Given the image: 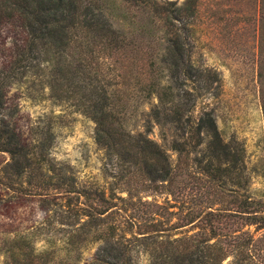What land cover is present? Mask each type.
<instances>
[{
	"label": "trees",
	"instance_id": "obj_1",
	"mask_svg": "<svg viewBox=\"0 0 264 264\" xmlns=\"http://www.w3.org/2000/svg\"><path fill=\"white\" fill-rule=\"evenodd\" d=\"M254 1L264 36V0ZM122 2L146 12L138 37L158 30L161 52L145 50L143 39L136 42L112 27L108 17L118 9L112 0H0V151L9 158L2 172L8 176L11 170L18 178L35 171L25 183L33 180L41 201L52 189L55 208L49 223L54 221L58 229L40 224L43 241L37 248L22 231L5 232L4 264H79L90 243L97 246L81 264H221L228 251L218 239L233 238L237 226L222 229L234 224L264 229V204L247 195H231L230 207L212 208L223 201L219 186L236 192L245 180L242 147L233 138H223L209 106L216 72L191 63L186 35L179 30L178 23L184 28L198 14L200 0H183L178 6L165 0ZM256 83L264 128V66L256 71ZM21 85L31 100L47 98L87 118L95 144L118 159L117 178L125 186L79 187L64 165L43 169L52 125L47 120L36 126V136L21 133L7 98L12 86ZM133 93L141 101H154L142 115V131L125 126ZM152 124L162 140L163 128L171 129L168 146L174 162L162 144L148 137ZM192 169L205 176L201 183L207 188L206 200L199 210L189 208L179 215V207L169 210L175 202L142 201L129 188L144 183L152 192L173 196L187 187L176 176ZM13 183L23 182L9 178L8 184ZM113 189L126 195H115ZM209 189L212 196L206 195ZM128 209L132 211L124 213ZM168 215H177L176 221ZM182 226L188 228L180 230ZM237 243L231 246L243 255Z\"/></svg>",
	"mask_w": 264,
	"mask_h": 264
},
{
	"label": "rangeland",
	"instance_id": "obj_2",
	"mask_svg": "<svg viewBox=\"0 0 264 264\" xmlns=\"http://www.w3.org/2000/svg\"><path fill=\"white\" fill-rule=\"evenodd\" d=\"M165 1L173 2L175 6L183 2ZM112 2L118 8L113 16L108 17L112 27L136 42L138 38L143 39V36L138 37V33L141 24L146 21V12H137L133 7L123 4L122 0ZM197 10L198 14L188 20L186 27L182 28L181 22L178 23L179 30L186 35L191 63L216 72L217 80L212 83L211 95L207 97L209 106L213 108L216 126L223 138L235 139L243 150V188L232 192L227 185L217 186V190L221 189L223 201L212 208L230 207L227 200L231 195L238 198L247 195L264 204V128L256 83V71L259 65L261 68L264 66V36L260 33L262 21L257 17V5L254 0H200ZM120 14L128 17L122 18ZM174 24L177 25L175 21ZM147 39L150 40L151 47L145 46ZM143 40L141 44L145 50L161 52L163 41L159 38L158 30H154L152 36L144 37ZM186 84L188 87L192 85L190 81H186ZM131 96L125 126L131 132L142 131V115L154 101H141L135 97V93ZM7 98L15 107L13 118L24 136H36V126L45 125L47 120L52 125L51 146L47 147L48 163L44 164L43 169L53 164L64 165L79 187L106 189L113 188L115 184H121L122 188L125 186L123 180L117 178L120 170L118 159L95 144L92 123L82 114L57 105L47 98L31 100L22 85L19 88L12 86L7 92ZM163 131L165 140L160 138L157 125L152 124L148 137L162 144L171 162H174L175 153L168 146L171 129L166 126ZM8 160V154L0 151V264H4L5 232L22 231L37 248L43 241V233L38 230L40 224L47 229L54 227L55 232L58 231L54 221L49 223L55 208L51 201L52 189H47L45 201H41L42 196L36 194L33 180L28 185L25 183L27 176L33 178L35 171L32 170V175L29 173L15 178L12 171L8 170L10 173L4 176L2 167ZM51 172L47 171V175ZM189 173L181 171L176 176L178 181L186 182L187 187L181 191L175 190L173 196L152 192L148 187H143L144 183L129 185V188L134 198L142 201L155 199L157 203H161L166 198L168 203L175 202L176 207L169 210L176 211L179 207V215H182L189 208L194 211L201 209L206 200L207 188L201 183L205 176L193 169ZM7 178L23 183L20 186L14 183L9 185ZM113 192L115 195H126L124 190L118 192V189H113ZM212 192L210 190L206 195L212 196ZM129 211L132 210L128 209L124 213L128 214ZM139 213L141 214L140 211ZM168 217L171 222H175L177 215ZM44 218L47 220L44 221ZM234 226H237L234 229L237 231L233 233V238L218 239V245L226 246L228 251L221 264H264V229L255 230L253 225L239 227V224H234L222 230L229 231ZM187 228L188 226H182L180 230ZM134 230L135 228L132 229ZM195 230H189L187 234ZM49 234L54 236L47 232ZM213 240L211 238L209 242ZM236 241L240 244L243 255L236 254L237 247L231 246ZM96 246L97 243L87 245L81 253L79 264L90 259Z\"/></svg>",
	"mask_w": 264,
	"mask_h": 264
}]
</instances>
